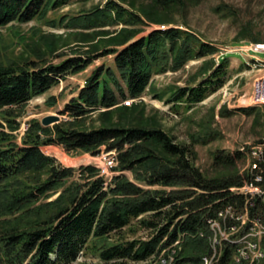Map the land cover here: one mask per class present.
Instances as JSON below:
<instances>
[{"label": "trees", "instance_id": "1", "mask_svg": "<svg viewBox=\"0 0 264 264\" xmlns=\"http://www.w3.org/2000/svg\"><path fill=\"white\" fill-rule=\"evenodd\" d=\"M155 1L169 5L179 0ZM69 2L0 0V27L43 18ZM142 13L109 0L69 25L80 32L112 35L104 28L122 24L112 44L101 51L75 53L57 64L44 57L0 65V264H71L81 251L89 250L98 254L102 264L147 262L177 241L175 264L202 263L209 251V221L235 198L242 199L232 197L235 194L230 190L243 183L247 172L207 178L194 165L192 148L176 142L160 127L109 122L93 129L78 127L90 114L104 118L140 104L123 101L147 92L171 109L180 105L190 109L224 85L229 57L217 64L209 58L218 52L215 45L189 29L164 22L158 21L165 27L137 37L146 22ZM107 56H114V65L95 68L60 112L68 120L44 127L32 119L19 139L18 119L31 99L85 71L96 58ZM201 59L199 70L185 86L157 90L154 76L176 73ZM47 102L54 106L56 97ZM225 113L231 112H220ZM50 145L93 157L103 148L116 150L118 165L113 171L117 174L107 180L91 164L66 167L43 152L42 147ZM242 155V151L236 156L217 155L216 160L233 164ZM133 221L136 228L151 231V236L111 242L113 235L121 236L125 229L135 231Z\"/></svg>", "mask_w": 264, "mask_h": 264}, {"label": "rangeland", "instance_id": "2", "mask_svg": "<svg viewBox=\"0 0 264 264\" xmlns=\"http://www.w3.org/2000/svg\"><path fill=\"white\" fill-rule=\"evenodd\" d=\"M108 1L70 0L67 5L50 10L43 18L28 23L12 22L0 27V65H19L23 61H37L44 57L48 63L57 64L75 53L101 51L112 44L111 38L123 28L122 24L104 28L113 32L112 35L80 32L69 25H72V20L89 13L95 7H104ZM114 1L124 4L126 8L138 14L145 13L146 22L139 27L142 32L137 37L146 36L155 29L165 27L159 25V21L167 23L169 27L178 26L189 29L206 42L215 45L218 52L209 58H215L217 64L221 59L220 48L222 47L241 46L242 54L235 50H226V55L232 54L227 55L230 58V67L224 85L206 100L190 109L185 105H180L178 109H171V105H167L164 100L156 99L151 92H147L138 99L137 102H141L140 104L117 110L104 118L98 113L90 114L78 127L80 129L99 128L105 122L125 123L129 126H157L170 134L176 142L192 148L193 163L207 178L222 177L234 172L241 175L251 172L252 161L247 157L252 158L249 151L254 146L250 145L260 142L264 137V104L254 105L253 100L256 87L261 86L263 82L264 66L254 67L253 59L247 62L248 66L245 62L251 59L246 56L253 57V55L264 60V53L250 55L242 48L264 43V0H179L169 5L160 4L155 0ZM255 38H258V41ZM203 61L204 59L192 61L184 70L176 73L156 75L154 85L157 90H164L173 85L185 86L190 77L199 70ZM102 65L113 66L114 56L96 58L85 71L68 76L47 93L31 99L22 108L23 115L18 119L21 124L17 132L19 139L32 119L42 122L46 116L60 115V122L68 120L69 117L61 115L60 112L72 98L78 95V91L84 87L86 79L93 70ZM50 97H56L54 106L47 102ZM126 101L124 100L123 103L126 104ZM252 107L256 109L250 113L239 111L240 108ZM225 109L231 113H225L223 116L220 112ZM206 139L209 141L204 144L203 140ZM42 149L46 155L57 158L66 167L78 168L80 164H91L97 167L102 165L101 155L93 157L80 152L69 154L62 146L55 145L44 146ZM114 151L118 156L117 151ZM239 151L244 152V156L236 157L233 164L224 165L216 160L217 155L236 156ZM116 174L111 173L107 180ZM126 174L132 178L130 173ZM133 229L135 231L125 229L121 236L113 235L111 242H116L119 238L148 239L152 234L149 230L136 228V221H133ZM214 235L213 232L209 238L211 252L208 251L203 255L202 263L192 264L214 263L211 260L215 258L211 254ZM220 238L219 234L218 239ZM77 263L102 264V261L98 254L89 250L86 251L84 258L82 253L79 260L73 264ZM127 264H148V262ZM256 264H264V258L257 257Z\"/></svg>", "mask_w": 264, "mask_h": 264}, {"label": "built area", "instance_id": "3", "mask_svg": "<svg viewBox=\"0 0 264 264\" xmlns=\"http://www.w3.org/2000/svg\"><path fill=\"white\" fill-rule=\"evenodd\" d=\"M251 49L264 53V43L256 44ZM226 50L242 54L241 46L222 47L221 58L226 55ZM262 74L261 91H257L256 100L264 101V73ZM250 146H256V158L247 157L252 161L251 172H247L241 185L231 187L235 188V196L232 197L242 199L235 198L213 217L220 222V237L224 238V246H217V253H211L215 254V264H256V255L264 254V137ZM101 159L104 164L103 176L108 177L118 164L116 152H102ZM237 188H246L247 196H237ZM246 233H256V240L240 243V236ZM179 242L161 250L159 257H153V264L177 262ZM227 246H235V255L230 257L228 263H220V256H223L224 247Z\"/></svg>", "mask_w": 264, "mask_h": 264}, {"label": "bare ground", "instance_id": "4", "mask_svg": "<svg viewBox=\"0 0 264 264\" xmlns=\"http://www.w3.org/2000/svg\"><path fill=\"white\" fill-rule=\"evenodd\" d=\"M244 50L245 53H255V54H260L257 53V51H254L253 49H251V47H243L242 48ZM246 55V54H245ZM255 59L253 60V66L257 67V66H264V60H262L259 57L253 56ZM257 91H261V86H257L256 87V91L254 93V98L253 100L255 101L256 105L258 104H264L263 100H256L257 98ZM250 155L252 156V158H256V146H254L250 151H249ZM251 169H252V164H251ZM103 172H104V164L102 163V165L100 166V174L103 176ZM233 194H235V188H231L230 190ZM243 195V196H247V189L246 188H237V195ZM210 225V235L208 238L211 237V235H213V232L215 233L214 235V242L212 243V253H217V246H223V242H224V238H220V240L218 239V235L220 234V222L217 220H210L209 221ZM203 236V235H201ZM205 236V235H204ZM250 240H256V233H246V235H241L240 236V243H249ZM228 250V251H226ZM209 251L211 252V246ZM228 252V255L227 253ZM83 252H81L82 254ZM81 254L79 256V258L81 257ZM235 254V246H227L224 247V251H223V256H220V263H228V261H230V257ZM215 256V254H213ZM153 257H159V255H154L152 256L147 262L148 264H153ZM258 258H264V254L262 255H256V259ZM79 258L77 260H79ZM208 260V259H207ZM212 262H214L213 264H215V258H211Z\"/></svg>", "mask_w": 264, "mask_h": 264}, {"label": "water", "instance_id": "5", "mask_svg": "<svg viewBox=\"0 0 264 264\" xmlns=\"http://www.w3.org/2000/svg\"><path fill=\"white\" fill-rule=\"evenodd\" d=\"M60 120V115H50L43 118L41 123L44 127H48L52 124L60 122Z\"/></svg>", "mask_w": 264, "mask_h": 264}, {"label": "crops", "instance_id": "6", "mask_svg": "<svg viewBox=\"0 0 264 264\" xmlns=\"http://www.w3.org/2000/svg\"><path fill=\"white\" fill-rule=\"evenodd\" d=\"M235 61L239 62L238 60H235ZM263 70H264V69H263ZM263 70H261V71H263ZM80 165H82V164H80Z\"/></svg>", "mask_w": 264, "mask_h": 264}]
</instances>
